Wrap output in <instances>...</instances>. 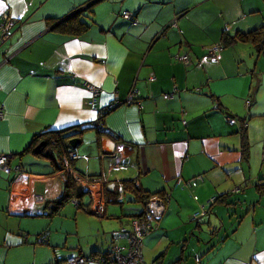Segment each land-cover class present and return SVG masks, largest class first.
I'll list each match as a JSON object with an SVG mask.
<instances>
[{
  "label": "crops",
  "instance_id": "obj_1",
  "mask_svg": "<svg viewBox=\"0 0 264 264\" xmlns=\"http://www.w3.org/2000/svg\"><path fill=\"white\" fill-rule=\"evenodd\" d=\"M81 10L85 29L48 24ZM125 11L136 24L120 17ZM4 14L13 22L5 41L0 34V153L13 156L10 172L0 171V264L109 258V246L126 245L115 235L119 224L143 211L133 183L167 195L163 215L142 239L145 263L264 264V194L255 188L264 178V52L236 40L218 62L204 57L224 32L264 27L263 0H0V23ZM86 81L100 88L93 105ZM175 88L172 98L163 97ZM132 89L133 102L123 103ZM115 102L105 130L83 131L68 159L62 155L64 167L25 151L37 134L92 126ZM70 168L107 179L106 204L119 209L105 205L98 216L106 220L88 216L85 238L69 245L62 241L67 227L44 224L64 205L58 200ZM122 171L133 177L126 185L114 178ZM199 174L204 179L189 188ZM80 190L78 206L92 214L90 194ZM223 193L225 202L209 208L208 200ZM202 208L209 210L197 223L191 217ZM37 221L38 232L26 226Z\"/></svg>",
  "mask_w": 264,
  "mask_h": 264
},
{
  "label": "built area",
  "instance_id": "obj_2",
  "mask_svg": "<svg viewBox=\"0 0 264 264\" xmlns=\"http://www.w3.org/2000/svg\"><path fill=\"white\" fill-rule=\"evenodd\" d=\"M122 17L124 19H128L132 21V24H136V20L133 17V14L131 12H124L122 14ZM175 21V19H174ZM12 18H10L8 15L4 14L3 19L0 23V34L2 41H5L9 36V29L12 25ZM175 22L172 24L174 25ZM222 47L220 45L214 47L213 49L209 50L207 54L205 55V58L217 62L218 61V52L221 51ZM176 58L184 63L189 62V58L186 54L175 55ZM155 77L153 75L149 76V80H154ZM84 87L90 94V100L89 104H95L97 98L100 95V88L96 86L95 84H92L90 82H83ZM137 90H131L128 97L123 101V103H130L133 102V97L136 96ZM174 93H166L163 94L164 98H172ZM120 102L110 103L106 108L103 110H99L98 116L95 119V125L97 130H103L104 127L99 121L100 114L102 112H109L116 108L119 105ZM3 111L2 107L0 106V117H2ZM13 155L9 153H0V171H3L4 173H9L11 170V167L9 165V161L12 158ZM72 158H74V154L70 155ZM70 170V176L80 187L88 192L90 194L91 198V210L90 212L94 215H102L104 212V208L106 205V199H105V192L103 190L104 185L107 184V179H105L102 176H92V175H85L81 174L79 172L73 171L71 168ZM203 180L202 174H199L195 176L194 178L190 179L187 182V186L191 189L196 188L198 183ZM72 201L78 205L77 201L72 199ZM166 201H167V195L165 194H152L148 197L146 203L144 204L143 212L136 217L131 218L130 220V227L129 229H122L119 231H116L115 235H123L126 239V245H111L109 246V258L99 256H84L81 254L77 255H71L67 257L66 263L67 264H90L92 261H101L106 264H147L143 260L142 257V239L146 234L151 232L158 220L163 215L165 208H166ZM207 214V211L202 208L199 211H196L192 214L191 219L197 223L200 222V220L204 217V215Z\"/></svg>",
  "mask_w": 264,
  "mask_h": 264
},
{
  "label": "trees",
  "instance_id": "obj_3",
  "mask_svg": "<svg viewBox=\"0 0 264 264\" xmlns=\"http://www.w3.org/2000/svg\"><path fill=\"white\" fill-rule=\"evenodd\" d=\"M128 12H131V11H128ZM82 14H83V11L81 10V11H77L71 14L70 16L66 17L65 19L61 21H58V19H49L48 24L51 25L52 23H54L57 28L62 29V30H69L70 32L79 31V30L85 29L88 26L87 23H85L80 17ZM132 14H133L134 19L136 20L134 16L135 14L134 13ZM125 20H128V19H125ZM129 21L132 24V21L131 20ZM136 23H137V20H136ZM221 40L222 42L219 45L222 47V49L224 46H227L228 44L233 43L234 41L238 40L242 42H251L255 47L256 53H261V52H264V27L260 26V27H257V28H254V29H251L245 32L239 31L233 35H230L227 32L226 33L224 32L221 36ZM176 90L177 88H175V90H173L172 93H174V91ZM106 113L108 112H102L100 114L99 121L101 123H103L102 121ZM93 127L96 128L95 123H92V126L85 125V126H79V127H72L62 132L47 131L41 134H37L34 136L32 142L26 148L25 151L33 152L36 146L42 143L37 155H41L45 158H48L50 160V163L53 164L56 169H60L64 167L62 163V155L64 154V156L68 159V156H67L68 151L71 150V148H73L68 143L69 139H71L72 137L80 138L79 135L83 131H85L86 129L93 128ZM241 143H242V153L246 154L247 143L245 141V136H243ZM64 186H65L64 194L62 198L58 200L61 205L64 204L67 200L77 195V191L75 190L76 182L73 181L71 176L68 175L67 179L65 180ZM137 187L133 183V186H132L133 194L135 196V199L139 202H142L144 205L148 197L152 194L147 193V192H142ZM255 188L258 194L260 195L264 194V178L259 179V181L255 184ZM226 197L227 195L225 193L214 196L213 198L208 200L209 208L212 207V205H215L219 202L221 203L225 202L224 200L226 199ZM208 210L209 209H206L207 213H208Z\"/></svg>",
  "mask_w": 264,
  "mask_h": 264
},
{
  "label": "rangeland",
  "instance_id": "obj_4",
  "mask_svg": "<svg viewBox=\"0 0 264 264\" xmlns=\"http://www.w3.org/2000/svg\"><path fill=\"white\" fill-rule=\"evenodd\" d=\"M120 17H122V14H121ZM206 60H208V59H206ZM208 61H210V60H208ZM211 62H213V61H211ZM114 178H116L118 180L122 179L123 181L120 180V182L122 181L126 185V184H128V182L131 181V180H128V179L133 178V177L130 176V174L128 172H123L122 171V172H119V174L115 175ZM124 179H126V180H124ZM87 197H88V195H87ZM72 199L79 200L77 197H73V198L67 200L64 203V205L61 207V209L59 210L60 213H58V214H56L54 216V220H52L51 218H46L47 221L44 224V227H46V228L48 226H51V227L59 226L62 230H64L67 227L68 230H65V231H67V233H63L64 235H62L63 236L62 237V241L63 242H68L69 245L72 242H76L77 243V242H79V241H81L82 239L85 238V232L86 231H83V228H82L83 225L82 224L84 223V227L86 228L85 230H88V227H87L88 224H87V221H86V218H88V216H91L92 218H94L96 220H106V218H104V217H99L97 215L90 214L88 212V210L85 209L86 205L78 206L77 204H75L72 201ZM77 203H78V201H77ZM127 204H128V202L125 201L123 203V206L127 205ZM106 205H109V207H111V208L112 207L115 208V210L119 209V204H117V203H111L110 202V203H107ZM68 208L72 209V214H68ZM106 208H107V206H106ZM105 216H106V214H105ZM118 217L115 220L118 221ZM102 218H104V219H102ZM127 220H128L127 218L124 219L123 223L119 224V227H118V229L116 231H119V230H122V229H129V227H130V219H129L128 222H127ZM42 224H43V221H41V222L37 221L36 223H28V224H26V226L31 228L32 230L38 229L37 230V232H38L41 229H43V228H40L42 226ZM58 231H60V230L56 229L54 231V234H55V237H56L55 239L60 240V233H57ZM31 237H32L31 238V242H34L35 241V236L32 235ZM40 248H42V246H40ZM61 254H63V253H61ZM61 254L59 253V254H57V256L59 257ZM64 262H65V264H67L66 260Z\"/></svg>",
  "mask_w": 264,
  "mask_h": 264
},
{
  "label": "water",
  "instance_id": "obj_5",
  "mask_svg": "<svg viewBox=\"0 0 264 264\" xmlns=\"http://www.w3.org/2000/svg\"><path fill=\"white\" fill-rule=\"evenodd\" d=\"M68 143H69V145H71L72 147H75V146H77V145L80 143V138H78V137H72L71 139H69ZM41 145H42V143L38 144V145L36 146V148H35L34 151H35V152H39V149H40ZM113 185H114V184H109L108 187H109V186H113ZM76 188H77V193H81L80 187L77 186Z\"/></svg>",
  "mask_w": 264,
  "mask_h": 264
},
{
  "label": "flooded vegetation",
  "instance_id": "obj_6",
  "mask_svg": "<svg viewBox=\"0 0 264 264\" xmlns=\"http://www.w3.org/2000/svg\"><path fill=\"white\" fill-rule=\"evenodd\" d=\"M104 130H105V128L103 130H101V131H104ZM98 131H100V130H98Z\"/></svg>",
  "mask_w": 264,
  "mask_h": 264
},
{
  "label": "bare ground",
  "instance_id": "obj_7",
  "mask_svg": "<svg viewBox=\"0 0 264 264\" xmlns=\"http://www.w3.org/2000/svg\"><path fill=\"white\" fill-rule=\"evenodd\" d=\"M171 23V22H170ZM170 25V24H169ZM126 104V103H125ZM167 202V201H166Z\"/></svg>",
  "mask_w": 264,
  "mask_h": 264
}]
</instances>
